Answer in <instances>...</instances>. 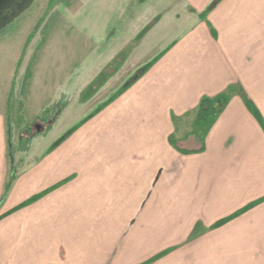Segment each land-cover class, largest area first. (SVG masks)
<instances>
[{"label":"crops","instance_id":"0c3cea01","mask_svg":"<svg viewBox=\"0 0 264 264\" xmlns=\"http://www.w3.org/2000/svg\"><path fill=\"white\" fill-rule=\"evenodd\" d=\"M211 3L150 0L120 13L124 34L108 42L112 20L97 28L94 65L76 59L17 144L14 64L43 42L40 25L3 49L0 264H264V0H221L203 17ZM119 73L126 88L81 121L78 98ZM221 95L220 115L199 121L203 97Z\"/></svg>","mask_w":264,"mask_h":264},{"label":"rangeland","instance_id":"374dc122","mask_svg":"<svg viewBox=\"0 0 264 264\" xmlns=\"http://www.w3.org/2000/svg\"><path fill=\"white\" fill-rule=\"evenodd\" d=\"M148 1L150 0H35L25 12L0 31V61L3 55H5L4 58L10 56L6 52L7 50L3 51L8 44L11 45L14 41L17 44H20L21 40L26 41L30 31L37 25H40V29L36 34V42L40 39L43 41L38 43L37 49L29 48L30 51L34 50L33 54L24 55V57H20L21 54L16 56L14 68L15 70L19 69V79L16 80L17 87L13 98L14 108L9 124V130L13 137L12 142L17 144L18 130L27 129L31 127L33 120L44 117L48 107L53 105L49 97V90L55 88L66 70L75 74L76 59L81 60L84 57L88 61V66L94 65L92 64V53L95 48L91 42L99 39L97 28L101 32V28L108 24L109 20H112L113 27L105 31L104 39L108 42L114 35L120 37L124 31H120L117 29V25L113 24L120 23L119 14L123 13L120 16L128 19L132 17V13L135 14L137 9L142 7L141 9L145 10ZM83 6L88 10L85 11ZM158 32L160 31L158 30ZM134 40L137 41L138 38L136 37ZM17 44L15 45L17 46ZM65 56L68 58V63L65 62ZM153 59L142 64L133 76L138 75L140 70L148 66ZM6 60L7 58H5V63ZM117 61L113 67L109 68L110 76L113 75L115 68L118 69L121 66L120 57ZM131 65L134 66V62ZM5 69L0 65L1 88L4 85L3 79L7 74ZM121 75L122 73L117 74L116 79L111 84L108 83L109 80L107 79L98 90L92 91L93 86L90 87L85 95L78 98L77 104H81V99H84V103H86L83 114L85 116L81 118V121L93 113L102 103L101 101L109 98L116 88H122L120 86L123 78ZM130 75L132 76V74Z\"/></svg>","mask_w":264,"mask_h":264},{"label":"trees","instance_id":"16d2710c","mask_svg":"<svg viewBox=\"0 0 264 264\" xmlns=\"http://www.w3.org/2000/svg\"><path fill=\"white\" fill-rule=\"evenodd\" d=\"M220 1L221 0H212V3L208 6V8L205 11L201 12V15L203 17H205L207 15V12H209ZM36 29H37V27H36ZM154 61L150 62L148 64V66L142 68V70H140V73L138 75H136V79L140 75H142L152 65V63H154ZM124 88H126V87H123L122 90ZM227 96L228 95H221V96H219L216 99L211 98V97H207V98L206 97H203V99L201 100V102L199 104V107L197 109L198 110V112H197V119L199 121H204L206 119L208 120V118L214 119L215 117H217L218 115H220V113L223 111V108L225 107V105L227 103V100H228V97ZM247 102L250 105V108L252 109V111L257 114V111L254 108V105L252 104V101L247 98ZM75 128L76 127L72 128L67 134H65L61 139H59L58 142H56L55 145L59 144L60 141H62V139L66 138L69 134H71L75 130ZM170 139L175 144V141L173 140V138H170ZM13 179L14 178H12V180ZM11 181L6 185V189L4 190L5 191L4 197L7 195L8 191H9L8 189H10V187H11Z\"/></svg>","mask_w":264,"mask_h":264},{"label":"water","instance_id":"95a60500","mask_svg":"<svg viewBox=\"0 0 264 264\" xmlns=\"http://www.w3.org/2000/svg\"><path fill=\"white\" fill-rule=\"evenodd\" d=\"M35 0H0V31L17 19Z\"/></svg>","mask_w":264,"mask_h":264}]
</instances>
